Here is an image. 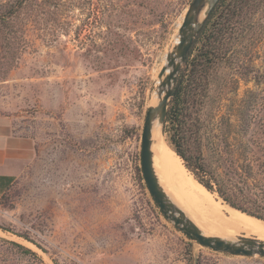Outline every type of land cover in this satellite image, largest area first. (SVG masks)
Wrapping results in <instances>:
<instances>
[{
  "label": "rangeland",
  "instance_id": "1",
  "mask_svg": "<svg viewBox=\"0 0 264 264\" xmlns=\"http://www.w3.org/2000/svg\"><path fill=\"white\" fill-rule=\"evenodd\" d=\"M193 1L0 0V175L14 179L0 264H264L193 242L143 178L153 86ZM262 16L232 36L194 113L193 148L215 165L264 160Z\"/></svg>",
  "mask_w": 264,
  "mask_h": 264
},
{
  "label": "trees",
  "instance_id": "2",
  "mask_svg": "<svg viewBox=\"0 0 264 264\" xmlns=\"http://www.w3.org/2000/svg\"><path fill=\"white\" fill-rule=\"evenodd\" d=\"M263 14L264 0H221L206 20L186 61L189 67L186 80H177L166 124L170 126L169 145L186 167L209 192H217L231 207L252 217L264 220V160L256 157L258 171L248 165L243 171L235 160L215 165L204 156L203 145L193 148L192 132L195 129V111L199 110L206 90L210 70L226 59L229 41L245 24L249 29L263 23L255 17ZM200 43V45H199ZM199 47V48H198ZM264 154L262 149L260 154ZM221 163V164H220ZM240 169V170H239ZM191 174V173H190ZM192 175V174H191ZM193 176V175H192ZM3 179V178H2ZM12 181V179H10ZM213 194V193H212ZM221 200V199H220ZM224 203V202H223ZM224 203L225 205H227ZM242 213V214H243ZM26 253L31 250L20 246Z\"/></svg>",
  "mask_w": 264,
  "mask_h": 264
},
{
  "label": "water",
  "instance_id": "3",
  "mask_svg": "<svg viewBox=\"0 0 264 264\" xmlns=\"http://www.w3.org/2000/svg\"><path fill=\"white\" fill-rule=\"evenodd\" d=\"M220 1L221 0H194L187 10L183 23L180 25L178 32L180 41L167 54V64L162 68L159 74V77L162 79L160 87L164 92V96L156 106H150L148 108L142 132L141 162L143 178L152 198L161 212L193 242L216 252H224L237 256L250 257L260 255L264 257V241L258 240L257 238L243 236L238 237L235 241H229L218 236L206 235L187 214L169 198L168 194L161 186L154 168V153L152 151V131L154 124L158 123L161 126L166 124L178 74L196 38L202 32L206 20ZM228 206L231 207L230 205ZM231 208L235 209L233 207ZM246 215L250 216L248 214ZM260 221L264 222V220Z\"/></svg>",
  "mask_w": 264,
  "mask_h": 264
},
{
  "label": "bare ground",
  "instance_id": "4",
  "mask_svg": "<svg viewBox=\"0 0 264 264\" xmlns=\"http://www.w3.org/2000/svg\"><path fill=\"white\" fill-rule=\"evenodd\" d=\"M179 41L180 37L173 39L168 53ZM166 64L167 56L165 66ZM156 81L157 86H153L155 97L150 99L149 107L156 106L164 96L160 87L162 79L159 75ZM161 127L158 123L154 124L152 151L156 174L169 198L208 236L235 241L238 236L244 235L264 241V222L225 205L222 200H217L214 194L196 181L185 168L182 160L167 145L160 133Z\"/></svg>",
  "mask_w": 264,
  "mask_h": 264
},
{
  "label": "crops",
  "instance_id": "5",
  "mask_svg": "<svg viewBox=\"0 0 264 264\" xmlns=\"http://www.w3.org/2000/svg\"><path fill=\"white\" fill-rule=\"evenodd\" d=\"M8 145H10V144H8V142H7L6 146H8ZM7 156H9V155L7 154ZM2 157H3V153L0 150V163H1ZM10 179H12V181H10ZM13 182H14L13 176L5 175V174L0 175V196L6 192L8 187H10L13 184Z\"/></svg>",
  "mask_w": 264,
  "mask_h": 264
}]
</instances>
